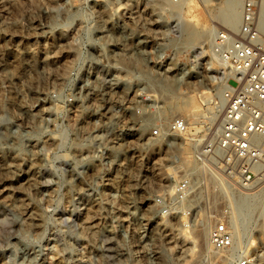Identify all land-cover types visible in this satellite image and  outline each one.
<instances>
[{
	"label": "rangeland",
	"instance_id": "374dc122",
	"mask_svg": "<svg viewBox=\"0 0 264 264\" xmlns=\"http://www.w3.org/2000/svg\"><path fill=\"white\" fill-rule=\"evenodd\" d=\"M213 3L186 16L189 29H228L213 17L228 0ZM169 4L0 0V264H207L206 239L196 255L184 234L201 227L183 223H202L211 213L198 210L187 220L164 216L154 204L155 195L171 185L174 164L182 156L192 158L195 150L182 138L147 140L151 127L184 116L167 111L164 119L158 112L172 96L182 101L186 92L198 114L196 126L190 116L191 132L204 138L209 109L203 103L224 85L210 42L193 51L207 34L198 32L192 42L180 35V18ZM164 67L166 75L160 73ZM141 72L152 82L139 77ZM155 75L165 79L166 89L153 83ZM87 83L97 86L89 93L82 86ZM146 92L148 104L139 100ZM110 110L121 121L112 135L120 140L122 156L100 164L93 139L82 148L73 143ZM142 114L154 116L146 134L139 133ZM109 129L103 125L101 134ZM197 191L199 204L214 206L209 179L201 178ZM252 238L259 239L256 229ZM261 239L262 246L252 245L258 264H264V234Z\"/></svg>",
	"mask_w": 264,
	"mask_h": 264
},
{
	"label": "built area",
	"instance_id": "2783aa9c",
	"mask_svg": "<svg viewBox=\"0 0 264 264\" xmlns=\"http://www.w3.org/2000/svg\"><path fill=\"white\" fill-rule=\"evenodd\" d=\"M169 1L181 3L183 0ZM260 2L242 0L239 29L217 30L213 36L211 52L222 69L219 79L225 81L220 94L216 92L203 103L217 114L213 123L207 116L205 121L208 134L216 125L214 134L200 138L189 133L191 124L185 116L173 118L167 126L156 124L148 133L149 138H182L195 148L192 158L189 156L191 167L182 165L184 156L180 157L171 168L174 172L171 185L155 195L154 204L168 217L189 220L198 210L211 213L208 219L210 251L206 258L209 264H258L260 261L256 251L257 246L263 245L261 235L264 234V215L256 208L264 197V33L259 26ZM144 97L139 96V100L143 102ZM101 122L97 120L84 137L88 143L92 142L89 138L93 139L91 146L98 149L100 164L109 159ZM201 178L212 183L214 206L206 208L198 203ZM251 201L257 203L249 209ZM192 222L183 225L201 227L204 220ZM255 229L257 241L252 238ZM253 243L257 244L255 248Z\"/></svg>",
	"mask_w": 264,
	"mask_h": 264
},
{
	"label": "bare ground",
	"instance_id": "6f19581e",
	"mask_svg": "<svg viewBox=\"0 0 264 264\" xmlns=\"http://www.w3.org/2000/svg\"><path fill=\"white\" fill-rule=\"evenodd\" d=\"M171 3V2H170ZM200 4H204L205 6H211L213 5V0H183L181 3H171L169 4L172 11L174 12V14H176L179 18H180V22L176 25V28L178 29V32L180 33V35H185L186 39H188L189 42H192V38H194V36H197L198 35V32L196 29H189V23L187 22V15L190 16V15H193L195 14L194 13V9L198 6H200ZM241 9H242V0H228V4H227V8L221 12V13H215L213 14V17L218 20L219 22H221L224 26H226L228 29L232 30V31H236L239 29L240 27V24H241ZM202 26V25H201ZM209 26V25H208ZM259 26H260V29L261 31H263L264 33V0H261L260 4H259ZM199 29V28H198ZM217 30H221V29H218L216 26H211L209 28H202L201 31L199 32L200 35H206L208 36V39L206 40H202L200 42V44L198 46H192L193 47V51L195 53H198L197 52V49L203 47V44L205 42H210V46H209V51H210V55L211 57L214 59V61H216V63H218V61L216 60V58L213 56L212 52H211V42H212V39H213V36L215 34V32ZM118 41V39H115ZM181 43H183L181 41ZM123 45V44H122ZM104 47V46H103ZM140 50V49H138ZM219 64V63H218ZM164 66V65H163ZM170 67V66H169ZM163 68V67H162ZM161 68V69H162ZM166 67H164V69L161 70L160 73H162L163 75H166L167 72H169V70L165 69ZM175 69V68H174ZM182 70H184V73H188V70L186 68V66H183L182 67ZM156 71V70H155ZM150 73V72H149ZM183 73V74H184ZM139 77L141 78H144L146 79V81L148 83L152 82L151 81V77L150 75L146 73H139L138 74ZM154 75V74H153ZM152 75V76H153ZM173 75V74H172ZM175 75V74H174ZM166 77V76H165ZM168 77V76H167ZM175 77H177V75H175ZM182 76L179 77L178 75V79L181 78ZM196 78V76H193ZM174 79V78H173ZM176 79V78H175ZM174 79V80H175ZM224 80V79H223ZM155 84H159L165 88L167 85L164 84L165 82V79L162 81V79H157L156 78V75H155V80H153ZM171 81V80H170ZM180 81V80H179ZM184 81V80H183ZM94 82H97L94 81ZM163 82V84H162ZM225 83V81H224ZM223 84V83H222ZM152 85V84H151ZM168 85H169V82H168ZM177 85V84H176ZM82 86H86V90L89 92V90L94 87L97 86V84L95 83L93 86L91 83H87V84H83ZM82 86L79 88V91H78V94H79V97H81V89H82ZM224 87V85H222ZM157 88V86H155ZM154 87V88H155ZM160 87V86H159ZM171 87V86H170ZM223 87H219V91L217 93V95L220 94L221 90ZM85 88V87H84ZM90 88V89H89ZM167 88V87H166ZM165 88V89H166ZM162 89V88H161ZM159 88V90H161ZM175 89V88H174ZM158 90V89H157ZM156 90V91H157ZM173 91V89H171ZM177 90V89H176ZM92 91V89H91ZM162 92V91H161ZM167 92V91H165ZM170 92V91H169ZM206 92V91H202V94ZM90 93V92H89ZM154 93V92H153ZM159 93V92H157ZM164 93V91L162 92ZM138 94H142V93H138ZM147 94V95H146ZM145 94V97L144 98H141V100L144 102V103H147L148 104V100H151V94L146 92ZM161 94V93H160ZM159 94V95H160ZM201 94V95H202ZM187 93L185 92V96L183 99H186V100H183L182 101H172V97L170 99V101L167 103V104H164L162 106V109H160V111L158 112V116H160L161 118H165V116L167 115V111L168 112H171L172 114L174 113H179V114H183L185 117H187V119L189 120V123L191 124V121H190V116H194L196 117V119L193 121V125H195L197 122H198V114L195 112L196 109H195V102H194V99L190 98V97H187L186 96ZM141 96V95H140ZM204 97V96H203ZM206 100V99H205ZM209 109V116L208 117V120L213 123V121H215L216 117H217V114L215 113H212L213 112V108L212 107H208ZM171 114V115H172ZM169 116V115H168ZM167 117V116H166ZM80 119H85V118H80ZM78 120L76 122V124H74V126L72 127V132L74 134H77L78 133V130H79V124L81 122V120ZM154 119V116L152 115H143L140 119H139V133L140 134H146L147 133V130L149 129L152 121ZM120 118L118 117H114L113 115H110L108 117H106V120H103L101 123H99L100 126H105V125H108L110 124V129L108 130L107 133L104 134V137H105V142H107L106 144V150H110V155H109V159L111 161H114L115 159H117L118 157L122 156L121 153H122V146L121 144L119 143L120 140H115L114 138V133L115 132V127L120 123ZM196 126V125H195ZM196 130H198V127H195ZM97 130V129H96ZM216 130V125L214 126L213 130L209 132V135H213L214 132ZM191 131H189L190 133ZM113 134V135H112ZM100 135V134H98ZM102 135V134H101ZM89 138V137H88ZM148 141H153L154 143H156V138H148L147 139ZM85 145H87V138H82V139H76L75 138V142L73 143V147H78V148H82V147H86ZM187 148H184L183 151L184 152H187L186 151ZM91 149H88L87 151V155H86V164L90 165L92 160H93V155L91 154ZM182 165H185V166H189L191 167V162H190V158L188 155H185L184 156V159H183V163ZM195 169L196 172H198V168L197 167H193ZM129 174V173H128ZM127 174V175H128ZM170 174H174V172H172V170L170 171ZM118 176V175H117ZM114 178V177H113ZM120 179V178H119ZM129 178L127 177V180ZM115 183V182H114ZM222 183V182H221ZM124 189V187H123ZM264 191V189H263ZM123 192V191H122ZM6 199V198H5ZM4 199V200H5ZM261 199L263 200L264 202V197H261ZM262 202L261 206L258 208V206L256 207L258 210H260V208L262 207L263 205V208H264V203ZM257 203V201L255 202V204ZM255 204H253L251 207H253ZM24 205V204H23ZM6 206V205H5ZM20 206V205H19ZM11 207V206H10ZM249 209H251V207L248 205ZM21 208V207H20ZM26 208V206H25ZM13 211V210H12ZM149 212H152L153 209L152 207H149L148 209ZM262 214V213H260ZM264 214V212H263ZM31 215V214H30ZM34 216V215H33ZM36 222V221H35ZM204 222H208V219H205ZM32 226V225H31ZM203 226V227H202ZM200 229H189L187 230V233H184L185 234V237L188 238L190 240V242L193 244V248H195V252H196V255H197V251H199V247L201 248V245H200V242H201V239L205 238L206 239V249L207 251H210V246H209V243H208V234H209V229H210V223H209V228L202 225ZM236 232L238 233L239 230L238 228H235ZM152 238H153V235L151 236V241H152ZM203 241V240H202ZM198 250H197V249ZM197 250V251H196ZM202 251V249H201ZM192 261V260H191ZM207 264L208 263V260H207Z\"/></svg>",
	"mask_w": 264,
	"mask_h": 264
}]
</instances>
